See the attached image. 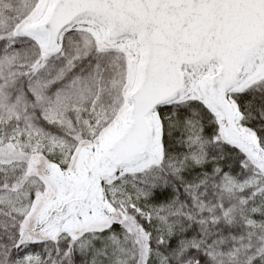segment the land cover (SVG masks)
I'll list each match as a JSON object with an SVG mask.
<instances>
[{
  "label": "snow or ice",
  "instance_id": "snow-or-ice-1",
  "mask_svg": "<svg viewBox=\"0 0 264 264\" xmlns=\"http://www.w3.org/2000/svg\"><path fill=\"white\" fill-rule=\"evenodd\" d=\"M0 264H264V0H0Z\"/></svg>",
  "mask_w": 264,
  "mask_h": 264
}]
</instances>
